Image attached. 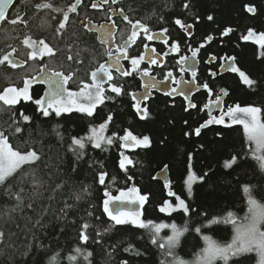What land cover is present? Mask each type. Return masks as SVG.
Instances as JSON below:
<instances>
[{
    "label": "trees",
    "instance_id": "1",
    "mask_svg": "<svg viewBox=\"0 0 264 264\" xmlns=\"http://www.w3.org/2000/svg\"><path fill=\"white\" fill-rule=\"evenodd\" d=\"M246 5L255 6V14L248 13ZM125 6L154 30L169 27L171 34L178 31L184 37L175 21L192 23L194 32L188 40L191 43L207 41L211 36L204 53H214L218 60L220 56H234L239 68L255 83L249 87L227 72L217 75L210 84L228 88L227 106L239 104L264 110V56L260 55L264 49L260 52L258 46L242 39L249 29H264V0H127ZM27 12L24 20L28 19L29 25L15 26L11 30L14 36L28 30L40 32L47 21H52L40 13L35 15L33 4L27 7ZM208 16L213 19L208 20ZM50 28L53 29L51 25ZM227 28L232 32L221 35ZM76 29H79L75 30L77 36L69 34L67 43L78 37L81 43L90 46L86 54L91 55L94 51L91 39L82 34L80 27ZM2 47L1 28L0 51ZM18 73L0 67V90ZM126 90L119 94L108 91L105 102L96 107L93 116L72 112L45 117L27 104L25 113L31 119L24 121L17 116L18 112L17 117L10 118L0 102V132L10 131L14 150L21 153L35 150L39 156L0 184V233H3L0 264H53L51 257L57 254L54 264H122L124 260L129 264H162L165 257L151 242L150 229L116 225L104 212L106 191L118 196L134 185L139 195L147 196L140 210L141 219L175 223L179 227L187 224L189 230L175 249L176 255L187 261H192L205 246L204 235L220 243L230 242L234 235L232 224L207 222L225 217L228 212H233L236 220L243 219L248 211L243 186H252L255 198L264 203V170L252 158L243 126L227 120L195 134V129L207 120L202 107L212 97L204 98L205 92H198L193 99L196 107L188 108L183 99L171 100L155 94L149 103V115L143 118L132 109ZM109 115L112 120L104 135L112 137L113 143L95 148L94 143L85 140L83 154L78 158L70 148L72 138L87 137L90 129L104 123ZM261 115L264 119V112ZM16 128L21 131L16 133ZM127 131L139 138L148 136L150 146L123 147L120 137ZM121 154L133 163L125 161L126 167L121 168ZM233 156L237 157L236 163L226 168L225 161ZM165 166L170 173L168 185L156 179L157 172ZM101 172L107 173L104 185L98 182ZM190 172L203 177L193 183L191 195L187 188ZM170 191L185 199L189 213L181 210L169 215L159 211L165 201L177 202L169 195ZM85 222L89 224L86 243L79 238ZM196 227H201L200 233L195 232ZM171 234V229L165 228L159 236ZM130 244L140 255L124 251ZM77 247L83 254L76 252ZM88 252L91 256L85 260ZM70 256L77 259L70 260ZM229 264H256V257L248 253L233 257Z\"/></svg>",
    "mask_w": 264,
    "mask_h": 264
},
{
    "label": "snow or ice",
    "instance_id": "2",
    "mask_svg": "<svg viewBox=\"0 0 264 264\" xmlns=\"http://www.w3.org/2000/svg\"><path fill=\"white\" fill-rule=\"evenodd\" d=\"M107 2V0H105ZM14 3V0H0V22L5 21L7 18L6 6ZM45 7H51V5H44ZM96 5H93L95 7ZM188 5L186 4L185 7ZM37 7H40L39 5ZM246 11L248 13L255 14L256 8L253 5H246ZM76 6L71 7V11H75ZM64 19L67 20V14L64 15ZM127 20L128 18L125 17ZM211 16H208V20H212ZM18 21L22 22V18L17 17L12 19L11 23L16 24ZM132 24L133 31L128 38V41H125V46L118 47V53H123L125 58H127V47L126 45L129 42H134L138 36L136 31L137 26L143 29L144 34L147 36L148 40H152L154 36L150 34L149 28L141 24L140 21H136ZM176 24L180 25L181 28H187L179 19L175 21ZM65 25L61 24L60 27L63 28ZM168 29H162V33H166ZM232 32L231 28L225 29L221 35L227 36ZM111 35V33H109ZM211 40L212 37L207 38ZM242 39L245 41L253 40L261 49H264V32L257 33L253 29H249L247 34L242 36ZM24 43L28 45L33 50L30 53V58L35 59L38 54L43 55L44 51L47 54H53V50L45 44L43 41L39 43L43 45V49L38 53L33 47L34 43H29V39H25ZM167 43V41H165ZM147 47V46H146ZM175 51H179L178 45L175 46ZM15 52V49H13ZM199 48L192 50L191 57L182 56L183 61L188 59H195ZM10 55L6 54L0 58V64H3L7 61L12 67H17L18 65L10 59ZM107 55L111 58V63L101 64L95 71L91 73V78L94 83L84 84L83 88L79 92H68L65 88V84L70 77H64L62 73H52L43 77L45 82L49 85L48 92L45 94V97L36 99L33 102L38 106V111L45 117L50 116L49 109H52L56 116H60L63 113H71L74 109L81 113H85L88 116H93L95 114L96 107L100 104H103L105 97V89L103 87L105 78L108 81L113 79L112 72L110 69L115 68L117 71H121L120 68V54H114L112 51H109ZM261 56H264V52L260 53ZM145 57L143 55L135 58H131L132 71H136ZM229 60L234 61V57H229ZM151 64H157V59L153 58L150 60ZM228 70L238 73L245 85L251 87L255 82L239 67L234 66V64L228 66ZM184 71V69H181ZM122 75L128 76L131 75L129 71H122ZM143 74L145 76L149 75V70L144 69ZM170 75V74H169ZM193 77H195L196 72L193 70ZM35 78H29L24 80V86L22 88H17L15 86H10L0 92V102H3L4 105L13 106L19 104L21 100L32 101L33 97L30 95V87ZM188 83H194V81H188ZM156 87V82L145 84V88L150 89ZM205 88L208 86L205 84ZM111 91L114 93H121L122 88L116 86L115 84L111 85ZM223 91V90H222ZM67 92V96L65 93ZM180 95L184 96L185 93L181 91ZM111 99V97H107ZM188 97L185 96V99ZM132 99L136 101L135 108L138 113H141L143 118H147L149 113L147 107H141V101L137 99L135 94L132 95ZM147 99V96L144 97ZM217 107L220 104V98L218 97L214 102ZM189 107H196L195 104H189ZM205 107H210V105H205ZM262 110L257 106H245L241 107L239 104L234 107H229L227 112L222 114L219 118L212 117L205 124L201 125L195 129V134L200 135L202 127H207L208 124H224V116L227 115L231 117L232 124H240L243 126V131L249 142V147L251 149L252 158L257 162L261 170H264V119H262ZM21 115H23L21 113ZM31 118L27 115H23L24 121H29ZM112 116L109 115L104 123H101L98 127H92L90 133L87 137L81 138H72V145L70 146L71 150L77 153V157L83 154L82 150L85 148V140L94 143L95 148H101L102 143L111 145L113 139L110 136H105L104 133L107 130L108 123L111 122ZM17 132H20L21 129L17 128ZM115 135V134H114ZM124 142L125 148H136V147H148L151 144V140L148 136H143L139 138L131 131L125 132V134L120 137ZM120 161V167L125 168L126 164H132L133 161L127 157L123 156ZM39 156L35 150L28 151L26 153H21L12 148L11 144L8 142L7 136L3 132H0V184L4 183L9 177L17 172L23 165L32 163L35 160H38ZM237 161V157L233 156L230 160L225 161L224 166L226 168H231ZM167 167V166H165ZM107 176L106 172H101L98 176V182L101 185L105 184V178ZM202 180L203 177H197L194 172H190L187 177V188L188 193L191 195L192 185L197 180ZM243 192L247 197L248 211L244 216L242 222L237 223L235 214L233 212H228L225 217L222 218H212L207 223L208 224H232L234 226V235L232 236L230 242L220 243L214 240L209 235H204L202 237L204 241V247L195 254V258L192 261L184 260L175 253V249L180 243V238L189 230L187 224L183 227L177 226L175 223L166 224V223H156L154 221H144L141 219V212L137 210L126 209L124 205L129 204H139L142 208L144 202L147 200V196L139 195V191L136 188H129L127 193L121 192L119 196H112L107 191L105 195L107 199L103 201V210L115 222L116 225H125L132 224L142 229H150L152 232L151 242L159 249L162 250V255L165 257V260L162 261V264H216V262L223 261V264H229V261L233 257L243 256L248 253H254L256 257V264H264V203L258 201L253 194V187L250 185L243 186ZM136 193V195L130 196L129 194ZM169 195L175 197L176 203L173 204L172 201H165L159 208V211L162 213H167L171 215L173 212L183 211L187 214L190 211L189 204L185 199L178 196L175 192H169ZM19 199V196L17 197ZM118 203L119 207L113 209L110 205ZM89 224L87 222L83 223L81 226L80 240L87 242L89 236L87 235V229ZM170 228L172 234L167 237L159 236V233L165 229ZM195 232L200 233L201 227H196ZM3 236V233H0V237ZM125 252H131L135 255H140L139 250L135 249L133 245H129L124 249ZM77 253H81V248H76ZM83 254V253H81ZM57 255L51 257V262L57 261ZM91 256V252H88L84 255V259L88 260V257ZM171 258V259H168ZM70 260L75 261L76 256H70ZM122 264H129L128 260L122 261Z\"/></svg>",
    "mask_w": 264,
    "mask_h": 264
},
{
    "label": "flooded vegetation",
    "instance_id": "3",
    "mask_svg": "<svg viewBox=\"0 0 264 264\" xmlns=\"http://www.w3.org/2000/svg\"><path fill=\"white\" fill-rule=\"evenodd\" d=\"M126 1L127 0H107V2H105V0H16L10 6L7 11V18L5 21H2L0 27V30L2 28L3 31L4 40V47H2L0 51V58L11 53L10 59L18 66L12 67L5 61L3 64H0V67L8 69L10 72L18 71L19 73L16 77L9 78L7 83L2 86L0 92L10 86L22 88L25 79L35 78L30 87V95L33 97L32 101L21 100L19 104L13 106L4 105L3 102H1L10 118L19 116L23 119V115L30 117L29 114L25 113L24 106L27 104H31L33 110L40 113L38 111V106L33 101L45 97L49 88V85L43 79L46 75L62 73L64 77H70L65 84V88L68 92H79L84 84L94 83L91 78V73L101 64L112 62L111 58L107 55L109 51L121 55V71H117L115 68L110 69L113 79L108 81L105 78L104 80L103 87L105 89V97L108 91H111V85L113 84L121 87L122 91L127 89L126 91L134 111H136V101L132 99L133 94L141 101V107H147V109L155 94L164 95L171 100L183 99L185 101V98L180 94L172 97L170 94L160 93L153 88H145L144 79L141 78L142 75L147 80L153 79L158 82L168 80L170 86L169 93H174L178 88H183V84L186 85L187 83V86H189L190 83H188V81H194L191 85L195 88L203 87V89L191 92L192 104L195 105L196 103L193 99L196 98L198 92H205L204 98L212 97L208 100L207 104L215 101L218 97L220 98L224 94V90H227V98L229 93L228 88L217 86L216 84L211 85L210 81L215 79L217 75H223L227 72L233 73L240 78L238 73L228 69L222 72L225 64H234L236 67H239V65L236 60H229L228 56H220L218 60V56L214 53H204L203 49L206 48L210 40L204 42L200 40L192 43L189 42L188 40L194 32V25L192 23H185L182 19H179L183 24L192 26L190 33L187 28H181L180 25L175 23L184 37H182L178 31L175 33L172 32L171 34L170 28L166 27V29H168L166 33H160V35L154 36L152 40H148L143 29L137 26L136 31L138 32V36L136 40L126 45L127 58H125L123 53H118V47L125 46V41H128L133 31L132 24H130L129 21L133 23L140 21L141 24L149 28L150 34L152 35L158 32V30H154L141 18L133 15L125 6ZM30 4H33L35 15L40 13L44 19L49 20L51 17L52 21L49 20V22L46 20L47 22L40 32L36 33L32 30H28L18 36H14L11 30L15 26L23 25L27 27L29 25V20H24V18L28 17L27 7ZM49 4L51 7L44 6ZM38 5L40 7H37ZM73 5L76 6L75 11H71ZM93 5L96 6L93 7ZM65 14L68 16L67 20L64 19ZM17 17L22 18V22L18 21L16 24H12L11 20ZM125 17L128 19L126 20ZM61 24L65 26L61 28ZM50 25L53 29L50 28ZM77 27H80L82 34H85L91 39L90 45H92L94 49L91 55L87 56L86 54L90 46L86 43H81L78 37L72 39L73 43H67L69 34L72 33L74 36H77V33H75V30H79L76 29ZM255 31L257 33L264 32V29ZM109 33H111V35H109ZM25 39H29V43L35 42L33 47L38 53L43 49V45L39 42L43 41L53 50V54L49 55L44 51L42 56L38 54L35 59H31L30 53L33 48H30L24 43ZM165 41H167V43H165ZM247 42H251L258 46L260 52L263 50L253 40H248ZM73 44L76 45L73 47ZM177 45L179 51H175V46ZM197 48H199V52L194 60L188 59L185 62L181 59L182 56L191 57L192 50ZM13 49H15V52H13ZM141 55L145 57L144 61L141 62L136 71H132L131 58ZM153 58L157 59V64L150 63V60ZM85 64H88V66L85 68L82 67V65ZM144 69L149 70V75L145 76L143 74ZM181 69H184V71H181ZM193 70L196 72L195 77L192 75ZM122 71H129L131 75L124 76L121 74ZM205 84L208 86L207 88L204 87ZM65 96H67V92ZM145 96H147V99H144ZM213 97H215V99H213ZM225 100L223 102V107H221L219 111H214L212 114H209L207 107L203 106L202 109L206 111L208 117L214 116L219 118L222 114L226 113L229 108ZM101 105L102 104L97 107ZM230 107L233 106L231 105ZM49 111L52 113L51 115H55L52 109H49ZM17 112L18 115L16 116ZM72 112L79 111L74 109ZM21 113L23 115H21ZM138 115L142 117L141 113H138ZM225 117L226 115L224 119ZM15 132L17 133L16 130ZM3 133L7 136L8 142L12 146L13 143L10 131L5 130Z\"/></svg>",
    "mask_w": 264,
    "mask_h": 264
},
{
    "label": "water",
    "instance_id": "4",
    "mask_svg": "<svg viewBox=\"0 0 264 264\" xmlns=\"http://www.w3.org/2000/svg\"><path fill=\"white\" fill-rule=\"evenodd\" d=\"M16 0H14L15 2ZM13 3L9 4L6 6V14H7V11L8 9L10 8V6L12 5ZM1 23L0 22V26H1ZM231 65V64H227L225 67L228 68V66ZM146 83H151L152 80H144ZM168 83H164V82H156V87H154V89H156L157 91H160L161 93H164V94H167L169 92L168 90ZM49 89V88H48ZM197 88H195L193 85L189 84V86H185L183 88H180L179 90H177V92L175 93H171V96L174 97L175 95L179 94L181 91H183L185 93L184 97L187 96L188 98L186 99L188 102L190 101V93L191 91H196ZM48 92V90H47ZM46 92V93H47ZM225 99V96L221 97L220 98V104L219 106L217 107L215 104H213V106H210L209 107V111L212 112V109H220L221 107V104H222V101ZM214 124V123H212ZM204 127L201 128V130L203 129ZM201 132V131H200ZM156 179L161 181L162 183L164 184H168L170 182V173H169V168L168 166L167 167H164L163 169H161L160 171L157 172L156 174ZM127 193V191L125 192ZM110 207H113V209H117L119 207L118 203H114L113 205H110ZM124 207L126 209H131V210H139L141 209V207L139 206V204H129V205H124Z\"/></svg>",
    "mask_w": 264,
    "mask_h": 264
},
{
    "label": "bare ground",
    "instance_id": "5",
    "mask_svg": "<svg viewBox=\"0 0 264 264\" xmlns=\"http://www.w3.org/2000/svg\"><path fill=\"white\" fill-rule=\"evenodd\" d=\"M187 29L189 30V33H190V30L192 29V26L191 25H187ZM161 31V30H160ZM128 45V44H127ZM222 72H223V70H222ZM225 100V99H224ZM224 100L222 101V104H221V107H223V102H224ZM214 102V101H213ZM213 104L214 103H212V102H210L209 104H207V105H210V106H213ZM220 107V108H221Z\"/></svg>",
    "mask_w": 264,
    "mask_h": 264
},
{
    "label": "rangeland",
    "instance_id": "6",
    "mask_svg": "<svg viewBox=\"0 0 264 264\" xmlns=\"http://www.w3.org/2000/svg\"><path fill=\"white\" fill-rule=\"evenodd\" d=\"M213 99H215V97H213ZM228 106L230 107L231 105H228ZM228 106H227V107H228ZM141 138H142V137H141ZM242 220H243V219H241V220H237V223L242 222ZM217 262H220V261L218 260ZM217 262H216V264H219V263H217ZM220 264H223V261H221Z\"/></svg>",
    "mask_w": 264,
    "mask_h": 264
}]
</instances>
